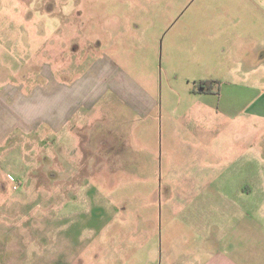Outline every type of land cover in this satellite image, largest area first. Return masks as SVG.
Returning a JSON list of instances; mask_svg holds the SVG:
<instances>
[{
	"label": "rangeland",
	"instance_id": "obj_1",
	"mask_svg": "<svg viewBox=\"0 0 264 264\" xmlns=\"http://www.w3.org/2000/svg\"><path fill=\"white\" fill-rule=\"evenodd\" d=\"M90 45L137 82L155 83L159 99L185 117L128 141L137 166L1 168L0 264H166L178 232L200 228L196 184L211 171L243 186L239 207L261 215L264 119L244 111L210 129L191 114L201 81L217 89L264 84V70L254 69L264 50V0H0L1 90L32 89L52 65L67 66L62 79L73 80ZM250 96L236 93L241 105ZM173 255L181 261L183 252Z\"/></svg>",
	"mask_w": 264,
	"mask_h": 264
},
{
	"label": "crops",
	"instance_id": "obj_2",
	"mask_svg": "<svg viewBox=\"0 0 264 264\" xmlns=\"http://www.w3.org/2000/svg\"><path fill=\"white\" fill-rule=\"evenodd\" d=\"M95 53L90 45L81 58L85 61L82 72L73 80L62 79L67 66L52 65L48 72L40 71L43 80L32 89H0V121H4L0 124V170L13 164L31 168L32 163L39 168L43 161L55 168L136 165L137 154L127 148L128 141H145L156 129L173 128L183 121L185 113L177 115L178 108L168 97L165 102L159 99L155 83L148 87L137 82L130 71ZM258 58L261 61L254 69L264 70V50ZM243 91L251 96L241 105L236 93ZM193 93L196 109L190 111L196 126L209 121L214 129L222 116L235 121L244 111L264 119V84L230 81L211 92L194 89ZM193 131L197 132L196 127ZM252 141L247 145L250 151L255 147ZM211 172L207 181L196 184L203 211L200 228L178 232L169 242L166 264H264V199L259 201L261 215L250 214L239 207L235 195L244 187L222 183L216 180V171ZM247 191L250 196L251 188ZM177 250L183 252L181 261L173 255Z\"/></svg>",
	"mask_w": 264,
	"mask_h": 264
},
{
	"label": "trees",
	"instance_id": "obj_3",
	"mask_svg": "<svg viewBox=\"0 0 264 264\" xmlns=\"http://www.w3.org/2000/svg\"><path fill=\"white\" fill-rule=\"evenodd\" d=\"M215 83H213L212 80L201 81L199 83V88H196L195 90L198 92H211L214 90V87H216L214 85Z\"/></svg>",
	"mask_w": 264,
	"mask_h": 264
},
{
	"label": "built area",
	"instance_id": "obj_4",
	"mask_svg": "<svg viewBox=\"0 0 264 264\" xmlns=\"http://www.w3.org/2000/svg\"><path fill=\"white\" fill-rule=\"evenodd\" d=\"M15 188H16V186H15Z\"/></svg>",
	"mask_w": 264,
	"mask_h": 264
}]
</instances>
